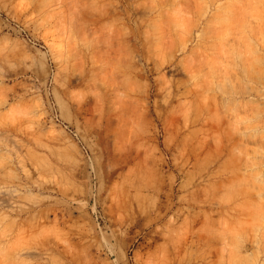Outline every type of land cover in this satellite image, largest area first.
<instances>
[{
  "label": "rangeland",
  "instance_id": "374dc122",
  "mask_svg": "<svg viewBox=\"0 0 264 264\" xmlns=\"http://www.w3.org/2000/svg\"><path fill=\"white\" fill-rule=\"evenodd\" d=\"M0 264H264V0H0Z\"/></svg>",
  "mask_w": 264,
  "mask_h": 264
}]
</instances>
